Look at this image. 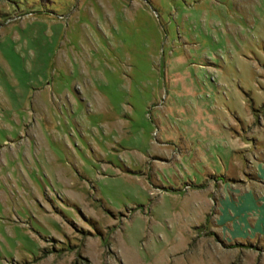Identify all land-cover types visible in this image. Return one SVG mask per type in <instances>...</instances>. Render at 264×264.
Returning a JSON list of instances; mask_svg holds the SVG:
<instances>
[{
	"label": "rangeland",
	"instance_id": "rangeland-1",
	"mask_svg": "<svg viewBox=\"0 0 264 264\" xmlns=\"http://www.w3.org/2000/svg\"><path fill=\"white\" fill-rule=\"evenodd\" d=\"M257 138L264 0H0V264H264Z\"/></svg>",
	"mask_w": 264,
	"mask_h": 264
},
{
	"label": "crops",
	"instance_id": "crops-1",
	"mask_svg": "<svg viewBox=\"0 0 264 264\" xmlns=\"http://www.w3.org/2000/svg\"><path fill=\"white\" fill-rule=\"evenodd\" d=\"M254 134H256V133L254 132ZM246 135L248 136V138L250 140L254 137L253 135L249 136V132H246ZM256 137H257V135H256ZM258 142H259V147L263 146L264 142L261 143L262 142L261 139H258ZM248 146H249V143L238 142L237 146L234 149V152H237L236 150L242 149V147H248ZM258 151L263 153V155H264V152L262 150H258ZM234 152H232V153H234ZM250 163H252V162L250 161ZM252 166H253V163H252ZM253 167L256 170V176L259 175V173H258L259 170L255 166H253ZM261 176L264 179V175H261ZM255 178L256 177L252 178L253 181ZM256 182H258V181H256ZM251 184L253 185L255 183H251ZM259 185H260V189H257L256 184H255V189H250V187L247 185L246 181L244 182V186H241V187L236 186L234 184L237 194L234 195V197L236 199L232 202V207L234 209H236L237 212H239V210L243 211L241 213L240 212L238 213L239 216L243 217L242 213L245 214L244 220L247 221L249 219V221L252 222L256 228H259L258 229L259 232L257 233V237L264 236V180L260 181ZM241 204H244V206L245 205L247 206V207H245V210L240 208ZM227 206H228V202H227ZM225 213H226V217H228V218L231 217L229 207L226 208ZM228 218L226 220V223L223 224L224 226H225V224H230L231 220H229ZM232 218L234 219L235 217L233 216ZM216 219H217V215H216ZM216 219H215V224H217ZM249 221H247V222H249ZM234 223L238 224L240 226H244V222L234 221ZM223 225L217 224L216 226H218V228H219L218 230H220L221 229L220 227ZM241 233L242 232L239 231L238 234H241ZM261 238L259 240H261Z\"/></svg>",
	"mask_w": 264,
	"mask_h": 264
}]
</instances>
